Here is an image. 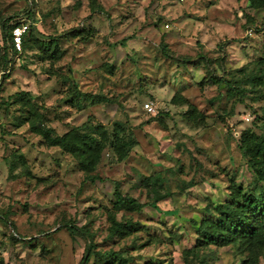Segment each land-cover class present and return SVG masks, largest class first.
<instances>
[{
    "label": "rangeland",
    "instance_id": "1",
    "mask_svg": "<svg viewBox=\"0 0 264 264\" xmlns=\"http://www.w3.org/2000/svg\"><path fill=\"white\" fill-rule=\"evenodd\" d=\"M88 2L0 0L1 45L3 20L30 27L0 72V264H78L87 242L65 224L83 227L96 250L131 257L125 264H243L236 243L194 245L197 224L233 186L264 192L241 150L264 135V31L254 30L264 8L249 16L239 13L245 0H96L99 13ZM36 37L55 38L61 57L39 58ZM29 107L53 134L99 124L134 143L121 160L106 144L88 174L98 179L85 180L71 153L27 123L14 127ZM115 188L153 203L115 212L136 230L108 238Z\"/></svg>",
    "mask_w": 264,
    "mask_h": 264
},
{
    "label": "trees",
    "instance_id": "2",
    "mask_svg": "<svg viewBox=\"0 0 264 264\" xmlns=\"http://www.w3.org/2000/svg\"><path fill=\"white\" fill-rule=\"evenodd\" d=\"M248 7L254 9L264 8V0H247ZM88 7L91 12H104L100 4H96V0H89ZM29 14V11H26ZM250 22L253 20L247 16ZM264 20L261 21V24ZM18 21L9 23V19L1 22V27L4 30L2 34V45L0 44V65L2 68L6 67L9 61L10 52L15 54L16 51L11 48L9 44L10 29L12 25L17 24ZM252 23V22H251ZM29 26V23H28ZM245 28H249L246 27ZM255 31L259 29L255 28ZM28 31L21 39V48L25 45V36L29 34ZM38 38V37H36ZM33 46L38 51L39 58L55 61L62 55V50L58 48L55 38H38L32 39ZM8 43V44H6ZM123 44V41L119 42ZM224 43H218V48L222 47ZM163 48L165 46L163 45ZM5 74V73H4ZM222 79L220 77H211L210 83H219ZM204 81L199 82L202 84ZM18 99L22 104L24 95ZM87 97L85 93L82 95ZM77 98V97H76ZM174 94L170 98V102L174 103ZM29 101V100H28ZM26 101V102H28ZM185 102V99H183ZM35 110V109H34ZM30 107L28 114L21 116L15 123L14 127H19L24 123L28 124L30 132L41 135L48 145L59 146L62 150L71 153L77 166L85 173V180L93 181L98 179L95 175H88L94 169L99 154L105 145H109L114 153L116 159L121 160L130 150L134 143L131 132L128 131L125 138H122L117 133H111L110 137L102 125L96 124L90 127L89 131L85 132L80 127H74L61 135L53 134V129L46 127L43 124L42 116L37 114ZM193 111L191 106L190 112ZM119 123L114 126L119 128ZM117 131V129H115ZM109 137V139H108ZM244 155L247 153V160L251 163L252 175L255 182L264 180V135L260 136L255 144V149L252 151L249 147L241 148ZM245 151V152H244ZM153 202H140L137 199L122 195L116 188L113 191V200L111 202L113 211L108 215L107 222V237H122L136 230L137 223L126 219H116L115 212L122 210L125 212H138L146 205H152ZM212 218H203L196 227L195 247L202 246H224L230 243H236L242 247V250L248 253V256L242 260L243 264L256 263L258 256L264 257V192L263 187L259 186L257 190L254 187L242 189L240 186H233L227 201H223L208 210ZM1 220L8 223L5 216H0ZM67 231L72 235H77L84 239L87 244L85 250L80 257L78 264H87L90 255L93 257L92 264H105L109 260L118 258L122 264L129 262L131 257H122L120 251L112 250H96L94 244L89 240L91 234L84 231L83 227H78L73 224H65Z\"/></svg>",
    "mask_w": 264,
    "mask_h": 264
},
{
    "label": "built area",
    "instance_id": "3",
    "mask_svg": "<svg viewBox=\"0 0 264 264\" xmlns=\"http://www.w3.org/2000/svg\"><path fill=\"white\" fill-rule=\"evenodd\" d=\"M255 28H257L259 30L261 29L262 31H264V22L261 25H259V27H255ZM27 31H28V21L27 20H21V21H18L17 24L12 25V27L10 29L9 44L11 45V48L13 50H15L16 52L20 51L21 39L24 36V34L27 33ZM248 32H250V30ZM1 53H2V51L0 50V54ZM7 68H8L7 66L5 68H2L0 65V72L6 73ZM145 106H147V104H145ZM148 109H151V108L148 107Z\"/></svg>",
    "mask_w": 264,
    "mask_h": 264
},
{
    "label": "crops",
    "instance_id": "4",
    "mask_svg": "<svg viewBox=\"0 0 264 264\" xmlns=\"http://www.w3.org/2000/svg\"><path fill=\"white\" fill-rule=\"evenodd\" d=\"M99 4V3H98ZM260 9H254V8H250V7H248V2H247V0H245V4H244V7H243V10L241 11H239V13L240 14H243V13H246V14H248L249 16H253V14H254V12H256V11H259ZM245 15V14H244ZM215 30L216 29H213V26H208V25H206V33L207 34H203L204 36H206V35H208V36H210V38L211 39H213V38H215L216 37V33H215ZM248 32V31H247ZM1 44V43H0ZM22 126V125H21ZM18 128V127H17ZM19 128H20V126H19Z\"/></svg>",
    "mask_w": 264,
    "mask_h": 264
}]
</instances>
